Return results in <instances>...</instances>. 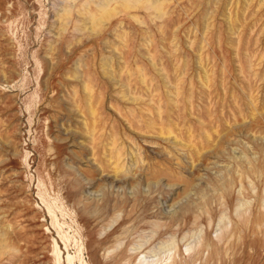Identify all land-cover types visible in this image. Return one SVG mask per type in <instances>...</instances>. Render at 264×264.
<instances>
[{"label": "rangeland", "instance_id": "rangeland-1", "mask_svg": "<svg viewBox=\"0 0 264 264\" xmlns=\"http://www.w3.org/2000/svg\"><path fill=\"white\" fill-rule=\"evenodd\" d=\"M57 251L264 264V0H0V264Z\"/></svg>", "mask_w": 264, "mask_h": 264}, {"label": "bare ground", "instance_id": "bare-ground-1", "mask_svg": "<svg viewBox=\"0 0 264 264\" xmlns=\"http://www.w3.org/2000/svg\"><path fill=\"white\" fill-rule=\"evenodd\" d=\"M125 6V5H124ZM127 6V5H126ZM125 6V7H126ZM102 13H103V11H102ZM106 13V12H105ZM104 13V14H105ZM94 130V129H93ZM117 169V168H116ZM115 169V170H116ZM117 171V170H116ZM106 203V202H105ZM105 207V206H104ZM101 208V207H100ZM106 208V207H105ZM102 209H103V206H102ZM98 210H101V209H98ZM104 210V209H103ZM73 256L72 255H70L69 253H67L66 254V257H65V260H63L64 261V263L65 264H74V262H73ZM59 261H60V258H59V252L57 251L56 252V262H57V264L59 263ZM81 261V260H80ZM81 264H83L84 262H80Z\"/></svg>", "mask_w": 264, "mask_h": 264}]
</instances>
